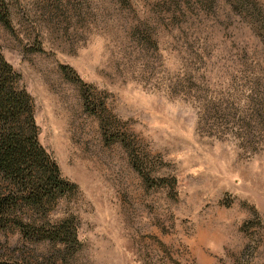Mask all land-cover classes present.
<instances>
[{"label":"rangeland","instance_id":"374dc122","mask_svg":"<svg viewBox=\"0 0 264 264\" xmlns=\"http://www.w3.org/2000/svg\"><path fill=\"white\" fill-rule=\"evenodd\" d=\"M11 9L0 47L34 98L41 143L79 187L51 219L77 217L81 246L0 229V257L264 264V33L247 13L226 0ZM79 78L101 92L103 114L86 109ZM111 123L121 141L105 136Z\"/></svg>","mask_w":264,"mask_h":264},{"label":"trees","instance_id":"16d2710c","mask_svg":"<svg viewBox=\"0 0 264 264\" xmlns=\"http://www.w3.org/2000/svg\"><path fill=\"white\" fill-rule=\"evenodd\" d=\"M226 2L233 10L247 13L255 32L264 33V13L257 1ZM11 3L12 0H0V22L7 28H11ZM62 69L69 74L67 64H62ZM79 80L86 109L92 114H103L101 92L82 78ZM102 127L111 141H121L113 123ZM78 189L41 143L34 98L0 47V229L18 231L28 242L63 245L68 253H75L81 246L77 217L70 215L53 221L51 214L62 198L75 195ZM0 264L33 262L0 257Z\"/></svg>","mask_w":264,"mask_h":264}]
</instances>
